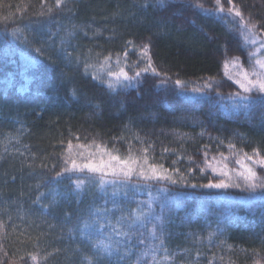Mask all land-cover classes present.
<instances>
[{
    "label": "trees",
    "instance_id": "obj_1",
    "mask_svg": "<svg viewBox=\"0 0 264 264\" xmlns=\"http://www.w3.org/2000/svg\"><path fill=\"white\" fill-rule=\"evenodd\" d=\"M221 4L230 7L228 0ZM232 4L256 24L255 45L245 43L234 13L216 14L215 0H64L60 7L56 0H0V264H36L29 253L38 264H65V252L72 264H87L89 256L96 264H132L149 243L147 228L125 229L132 254L120 261L129 240L108 222L115 226L117 217L148 200L149 190L121 188L113 195L111 186L105 193L94 183L76 190L79 174L56 175L69 140L100 143L122 156L147 148L151 163L186 177L175 185L148 182L154 194L164 184L173 197L163 213L160 200L153 202L162 220L152 221L172 264H264V189L191 186L221 178L206 159L238 168L236 153L264 155V108L232 110L230 94L239 88L224 67L238 57L250 70L249 53L264 42V0ZM144 44L159 74L149 70L133 86L112 91L93 79V69L84 72L86 63L109 57L110 70L124 67L133 75L146 67ZM236 71L230 66V74ZM254 167L264 176V168ZM209 233H215L211 241ZM109 237L119 242L113 255L93 248Z\"/></svg>",
    "mask_w": 264,
    "mask_h": 264
},
{
    "label": "snow or ice",
    "instance_id": "obj_2",
    "mask_svg": "<svg viewBox=\"0 0 264 264\" xmlns=\"http://www.w3.org/2000/svg\"><path fill=\"white\" fill-rule=\"evenodd\" d=\"M64 3V0H56V6L60 7ZM217 5L215 12L217 15L227 13L231 15L234 13L236 17L240 18L241 34L245 43L251 42L253 45L257 43L259 37L255 31L256 24L247 23L240 11V9L232 4V0H228L230 7L225 9L221 4V0H215ZM198 7H203L199 2ZM52 9L49 8V12ZM19 31V29H17ZM131 43V42H129ZM149 45L144 44L140 49V54L143 57H147L146 67L137 70L133 75H129V72L124 67H120L118 71H112L108 68L109 57H105L104 61L99 65H92L86 63L84 65L85 74L88 73L89 69H93V79L101 80L107 84V87L112 91H116L118 86L131 87L134 81L141 76L142 73L151 70L153 73L159 74L157 69L153 66L152 59L149 55ZM260 49H264V42L260 43V48L256 49L255 52L249 53V61L251 68L245 69L239 62L238 57H233L231 65L228 61H225V75L228 79L232 80L235 85L238 86L239 91L230 94V99L233 100L232 110L239 111L243 109L245 112L249 111L254 105H259L264 108V55H259ZM39 51V50H37ZM70 55V54H69ZM127 56V51L125 52ZM255 56V61L252 63V57ZM119 64V60H117ZM236 68L237 71L234 74H230L229 68ZM104 74L107 76V80H104ZM166 75V74H165ZM177 86L185 83V81L176 80ZM205 88L211 89L213 84L211 82H205ZM194 91H203V89H194ZM258 93L253 96L252 93ZM78 139V138H77ZM229 149H234L235 145L229 143ZM148 149H142V154L137 155L129 149L127 155H120L118 150H109L107 147L100 143L90 144H73L71 140L68 141L66 148V155L64 159V166L61 171L56 173L59 177L63 173L68 174H79L83 175L84 179H80L79 175L74 181L76 190H83L86 184H95L96 187L106 193V189L111 186L113 189V195H116L121 188L127 190L129 188L134 191H139L142 188H147L148 200L140 201L137 208L131 209L127 214H122L117 217L116 225L112 226L111 221L108 222V227L112 228V232L118 237H127L129 240V247L124 250V254L120 256V261L129 257L132 254V248L130 242L132 240V234L125 230L131 229L135 226H139L140 229L147 228V234L149 243L143 250L136 253V260L132 264H144L145 258H149L148 264H172V258L167 254V249L164 248L163 232L162 230L157 232V226L152 223L153 220L161 221L162 215H157L153 209V202L157 199L160 200L161 213H163L165 207L173 199L172 196H168L169 188L164 184L157 189L154 194L151 190L149 181L156 182H168L169 184L175 185L181 183L186 177L180 174V179L174 178L172 173H178V169H166L162 164L151 163L147 155ZM236 160L238 168H229L227 163L220 165L219 163L213 164L211 161L206 159L207 167L211 168L214 173H218L221 177L218 180L210 179L207 184L203 185H191L192 187H203V188H215V189H229V188H241L249 192H255L256 189H264V176L258 175L254 165H258L264 168V155H261L257 149H253V154L249 155L247 152H243L242 155ZM221 158L227 160L221 154ZM215 159V158H213ZM201 172L204 168L200 169ZM143 181L144 183H133V180ZM164 197V198H161ZM147 205V207H143ZM113 207H116L114 204ZM107 209L98 210L97 214L104 217ZM126 221H130L127 222ZM152 224L151 227H148ZM106 225L100 224V228L103 229ZM0 227H3L0 224ZM88 227L87 224L84 225ZM141 237L144 236L143 232H140ZM215 236V233H209L208 239L211 241ZM155 241H158L156 243ZM141 244L144 240L139 241ZM119 250V242L115 245L111 242V237L108 241L101 239L93 244V248L98 249L101 253H105L108 256L113 255V248ZM163 249L164 255H157L158 250ZM33 262L38 264L40 258L37 255L28 254ZM87 264H96L93 257L89 256L85 258Z\"/></svg>",
    "mask_w": 264,
    "mask_h": 264
},
{
    "label": "rangeland",
    "instance_id": "obj_3",
    "mask_svg": "<svg viewBox=\"0 0 264 264\" xmlns=\"http://www.w3.org/2000/svg\"><path fill=\"white\" fill-rule=\"evenodd\" d=\"M62 259V262H64L65 264H72V262H70V260H72V254L70 252H65L62 256Z\"/></svg>",
    "mask_w": 264,
    "mask_h": 264
}]
</instances>
